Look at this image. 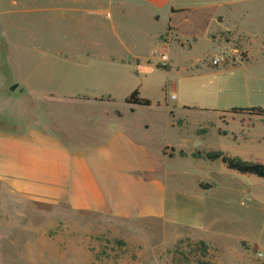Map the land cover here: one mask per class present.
<instances>
[{
	"label": "crops",
	"instance_id": "1",
	"mask_svg": "<svg viewBox=\"0 0 264 264\" xmlns=\"http://www.w3.org/2000/svg\"><path fill=\"white\" fill-rule=\"evenodd\" d=\"M188 25L196 28L188 32ZM201 37L216 53L238 41L248 56L264 54V0H0V91L7 89L3 80L8 74L11 78L26 72L15 68L14 56L27 58L35 51L42 60L29 71L36 72L37 86L47 90L31 88V99L45 113L36 128L27 120L22 126L13 100L0 98L5 219L32 221L36 232L44 234L59 232L61 217L72 214L74 264H93L94 259L125 264L124 257L100 252L113 242L93 240L91 226L93 217L118 225L128 221L147 227L153 237L162 234L159 241L136 242L142 252L130 262L162 264L163 252L188 237L179 232L189 229V216L198 214L189 202L202 192L196 186L190 194L187 187L171 182L203 180L207 173L204 162L192 156L197 146L170 145L167 130L187 131L193 144L195 136L183 122L189 112L229 109L166 103L167 120L158 129L140 113L152 101L141 106L125 99L135 89L144 96L140 74L149 66L148 46L181 45L183 39ZM13 80L10 90L14 84L15 90L28 88L18 76ZM119 83L129 84L127 95L114 94ZM180 110L187 113L180 116ZM232 120L241 128L242 118ZM221 150L215 145L210 149ZM173 162H182L184 168L172 169ZM145 254L149 257H141ZM36 264L52 262L41 258Z\"/></svg>",
	"mask_w": 264,
	"mask_h": 264
},
{
	"label": "rangeland",
	"instance_id": "2",
	"mask_svg": "<svg viewBox=\"0 0 264 264\" xmlns=\"http://www.w3.org/2000/svg\"><path fill=\"white\" fill-rule=\"evenodd\" d=\"M195 28L194 25H188L187 31L191 32ZM223 38L229 39L227 36ZM181 43L174 42L170 46L156 43L146 48L149 66L140 74V78L144 82L143 97L151 100L153 105L148 110L140 111L144 120L149 119L151 124L160 129L167 120L164 113L166 103L223 109L264 107V54L255 52L248 56L238 41L233 45L230 43V47L218 53L206 38L201 37L198 41L187 38ZM234 49H238V52ZM162 54L168 56L167 64L172 62L171 67H164ZM217 57L224 60L216 62ZM13 59L16 61L15 68H23L26 72L13 73L11 78L8 74V79L3 80L7 89L0 91V98L13 100L12 105L19 111L22 126L26 125L27 120L28 124L36 128L37 123L45 118V113L31 99V88L37 92L47 90L37 86L34 82L36 72L30 73L29 70L36 68L42 58L35 51L27 58L14 56ZM16 76L28 87L23 93L20 88L10 90V83L15 81L13 78ZM121 85L118 84L117 92L112 90L118 97L126 94L130 87L129 84ZM157 102L161 106H156ZM178 113L184 116L187 112L180 110ZM232 118H242L241 128L236 127ZM183 122L187 124L190 136H195V142H190L187 131L169 129L168 134L166 130L164 133L170 145L185 149L194 145L197 146L196 151L200 152H208L215 145L229 156L264 163L263 116H234L227 111L218 114L189 112ZM199 159V162H204L207 172L203 180H168L173 185L187 187L190 194H195L192 191H195L196 186L202 192L189 202L190 207L198 209V214L189 216V229L179 232L188 237L163 252L161 257L166 260H162V264H244L250 259L263 262L264 179L227 169L219 160L212 163L204 158ZM183 162L189 163L187 159ZM207 164H212L213 168ZM170 167L174 170L184 168L182 162H173ZM2 183L0 181V194L4 193ZM205 184H211L212 187L203 188ZM4 207L0 200V264H36L41 258L49 259L52 264H74L72 241L76 234L69 228L72 226V214L61 217L59 232L48 231L43 234L36 232L32 221L23 224L21 217H14L15 221L9 223L5 219ZM91 227L93 240L113 242L111 248L100 252L108 258L124 257L125 264H132L130 259L142 252L135 245L136 242L162 240L161 233V236L157 233L153 237L146 231L147 227L128 221L118 225L114 220L93 217ZM201 238L207 245L206 255L198 242ZM259 252H262L263 257L258 256ZM141 257L149 256L145 254ZM107 263L110 264L93 261V264Z\"/></svg>",
	"mask_w": 264,
	"mask_h": 264
},
{
	"label": "trees",
	"instance_id": "3",
	"mask_svg": "<svg viewBox=\"0 0 264 264\" xmlns=\"http://www.w3.org/2000/svg\"><path fill=\"white\" fill-rule=\"evenodd\" d=\"M125 102L128 104H134V105H141V106H150L151 100L147 98H143L140 96V92L138 89H135L126 99ZM230 113L234 114H255L259 116L264 117V107H233L228 110ZM167 154V151H165ZM182 155L184 152H180ZM169 156H173V154H169ZM192 156L194 158H204L208 161H221L227 169H230L232 171H236L239 174L242 175H251L256 176L258 178L264 179V163L261 162H254V161H246L239 157H232L229 156L226 153H223L221 151H208V152H200L196 151L192 153ZM203 188H211V184H205L202 186ZM201 247L203 248L204 254H207V245L205 241L199 240L198 241Z\"/></svg>",
	"mask_w": 264,
	"mask_h": 264
},
{
	"label": "built area",
	"instance_id": "4",
	"mask_svg": "<svg viewBox=\"0 0 264 264\" xmlns=\"http://www.w3.org/2000/svg\"><path fill=\"white\" fill-rule=\"evenodd\" d=\"M234 51H235V52H238V49H234ZM215 60H216V62H218V61H223L224 58H222V57H217ZM161 61L164 63V66H166V65H167V62H168V56H167L166 54H162V55H161ZM172 98H174V96H173ZM258 256H259V257H263L262 252H259V253H258Z\"/></svg>",
	"mask_w": 264,
	"mask_h": 264
},
{
	"label": "water",
	"instance_id": "5",
	"mask_svg": "<svg viewBox=\"0 0 264 264\" xmlns=\"http://www.w3.org/2000/svg\"><path fill=\"white\" fill-rule=\"evenodd\" d=\"M18 87V84H14L12 87H11V90H15L16 88ZM20 91H24L23 88L20 89Z\"/></svg>",
	"mask_w": 264,
	"mask_h": 264
}]
</instances>
